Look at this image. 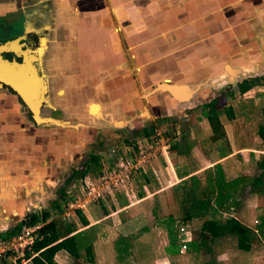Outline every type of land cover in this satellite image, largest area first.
I'll return each mask as SVG.
<instances>
[{"label": "crops", "instance_id": "crops-1", "mask_svg": "<svg viewBox=\"0 0 264 264\" xmlns=\"http://www.w3.org/2000/svg\"><path fill=\"white\" fill-rule=\"evenodd\" d=\"M5 41L29 49L45 91L33 114L0 88V230L61 201L64 184L48 182L70 163L81 168L94 156L106 172L144 143L155 149L145 172L70 212L65 223L95 238L80 258L56 251V264H201L195 258L205 255L221 264L224 252L205 244L211 217L163 211L179 204L174 186L190 176L204 186L215 167L224 180L238 179L235 195H247L214 219L251 228L263 215L264 0H0ZM252 78L258 83L240 93L237 84ZM208 103L220 134L208 123ZM88 177H76V193ZM262 250L248 248L251 264Z\"/></svg>", "mask_w": 264, "mask_h": 264}, {"label": "trees", "instance_id": "trees-1", "mask_svg": "<svg viewBox=\"0 0 264 264\" xmlns=\"http://www.w3.org/2000/svg\"><path fill=\"white\" fill-rule=\"evenodd\" d=\"M257 83V78L242 80L237 84V88L238 91L242 93ZM204 107L207 110L205 115L211 129L219 133V125H216L214 121L218 111L212 108L211 103L206 104ZM148 134L149 131H144V135ZM90 162L96 165L98 164L97 159L94 156H90L84 161L81 170H73L69 178L71 179L74 176L82 177L86 173H94L93 175L95 178L101 176L103 174L102 169L98 167L94 169L90 166ZM206 176V184L204 186H201L199 180L195 176H190L187 181H181L172 188L173 192H179L178 213L181 217L186 219L201 216L205 213V215L211 217V219H205L202 226L210 233L211 237L222 234L234 235L236 238V247L240 250H248L249 238L247 228L242 226L233 217L225 218L222 221H216L214 219V216L217 214V208L221 207V205L225 204L228 200H232L235 193L238 191V179L224 180L217 167H215V172L211 174V177L209 174ZM244 190L245 188L243 192ZM60 191L61 195L65 194L63 189H60ZM211 197L212 203H210ZM49 217L50 213L47 209L26 213L25 216L15 224L9 225L5 230H0V237L9 236L18 231L22 226H31L35 223H40L41 226L37 229V237L33 241L30 250L24 251L23 254V258L29 259L32 264H56L53 261V255L58 250H64L73 258H80L84 253H87L89 245L95 238L93 231L85 229L75 232V225L73 223H63L60 225L53 220V218L49 219ZM259 218L260 223H264V212ZM169 220H172L170 216H168V221ZM165 230L169 244H175L173 243L175 240L171 236V229L165 226ZM179 245L180 242H178L177 246ZM19 259V257L16 258V260Z\"/></svg>", "mask_w": 264, "mask_h": 264}, {"label": "built area", "instance_id": "built-area-1", "mask_svg": "<svg viewBox=\"0 0 264 264\" xmlns=\"http://www.w3.org/2000/svg\"><path fill=\"white\" fill-rule=\"evenodd\" d=\"M155 155V149L148 143L137 144L135 153L131 157L118 161L112 169L103 172L95 179L86 178L77 186V196L70 198L64 204L63 215L67 216L75 207H83L91 201L113 194L117 187L123 185L137 172H145L150 161ZM68 210V211H67ZM40 223L31 226H22L18 231L6 237H0V258L5 255L20 257L23 259L24 251H29L37 237V229ZM182 232V227L179 228ZM179 252L184 250V241L180 240Z\"/></svg>", "mask_w": 264, "mask_h": 264}, {"label": "rangeland", "instance_id": "rangeland-1", "mask_svg": "<svg viewBox=\"0 0 264 264\" xmlns=\"http://www.w3.org/2000/svg\"><path fill=\"white\" fill-rule=\"evenodd\" d=\"M150 138L152 140L151 143H155L156 142L155 145L160 144V143H157L158 141L156 139H154L155 138L154 135H153V137H150ZM83 154H85L84 156H87L88 153L86 151ZM124 158H127V157L125 156L122 159H124ZM86 159L87 158L85 157L84 161ZM118 161H120V160H118ZM80 163H82V161ZM90 163H91L90 166L93 167L94 169H96L97 165L92 163V162H90ZM71 164L72 163H70L66 167V171H65L64 174L63 173L62 174H58L53 179H49V182H48L49 186L51 184H53L54 182L55 183L57 182V184L54 185V186H56L55 187L56 189L61 187L63 184H64V187H65V189H64V193L65 194H64V196L62 198L59 196L58 192L54 191V193H53L55 196L60 197V200H61V201H59L56 204V206L52 205V204H47L45 206V207L49 208V212H51V217L53 218V220L58 222L60 225H62L65 222H69V221L72 220V219L69 218L70 217L69 215H67V216H62L61 215V212L62 213L64 212V207H63L64 202L68 201V199H70L72 197L75 198L78 195L76 193V189H75V185L77 183L76 177L74 176L73 178L70 179L69 176H70V174H71V172L73 170H81V168L83 167V164L81 165V168L78 167L79 164H77V162L75 164H72V165ZM91 174L93 175L94 173H91ZM94 177L95 176L93 175L92 179H94ZM262 177L263 176L261 174L259 178L262 180ZM68 178H69V180H68ZM89 179L92 180L91 178H89ZM64 182H66V183H64ZM169 191H170V192H168L169 193L168 194L169 198H165V201H167V202H169V199L171 198V196H170L171 190H169ZM246 195H247V193H246L245 190H244V192L243 191L238 192L234 197H239V199L237 201L232 200L233 203H234V207L237 206V204L235 202H240L244 197H246ZM178 207H179V205L177 203L176 204H171L170 203L166 209H163V211H167L168 212V211H175L176 210L177 212H179L178 211ZM260 212H261V210H260ZM260 212L255 215L256 216V221H254L253 219L251 220V222H250L251 228H247V230H248V238H249V247L254 246V247H259V248L263 249L264 248V244L261 241H264V223H259ZM225 218H228L227 215L223 216L220 219V221L224 220ZM68 219H70V220H68ZM18 221H13V222L10 223V225L11 224L13 225V224H15ZM219 236H220L219 238L213 239L211 241H209L210 238H211L210 235L209 236L208 235L205 236L204 239H205V244L210 243L208 245L212 249L214 248V250H216V248H218L220 252H222V251L224 252L221 255V257H220L221 264H232L235 261V259H236V262L238 264H251V262H249V259H248V257L251 256V254L248 253V250L244 251V250H240V249H238L236 247V238H235L234 235L222 234V235H219ZM214 250L212 252H214ZM237 250H240V252L242 254L240 257H236L234 255L235 251H237ZM183 251L184 250H182V252L178 251V256L179 255H181V256L183 255L185 257V251L184 252ZM256 256H257V258L253 260V261H255V264H264V252H263V250H262V252L257 253ZM3 257H7L6 258L7 262H8L7 264H19L20 261L22 260L20 257H19L20 258L19 260H16L17 257L11 256V255H5ZM199 257L200 256H196L195 259L197 261H199L201 264H207L208 263V260H207L208 256L205 255V256H202L201 258H199ZM250 260H252V259L250 258ZM214 264H219V263L215 262Z\"/></svg>", "mask_w": 264, "mask_h": 264}, {"label": "water", "instance_id": "water-1", "mask_svg": "<svg viewBox=\"0 0 264 264\" xmlns=\"http://www.w3.org/2000/svg\"><path fill=\"white\" fill-rule=\"evenodd\" d=\"M15 41V40H14ZM14 41L0 43V83L10 88V92L19 98L30 111L36 113L37 105L43 99V82L29 49L24 45L13 47ZM10 54L18 60L8 61L1 55ZM171 90V88H165Z\"/></svg>", "mask_w": 264, "mask_h": 264}, {"label": "flooded vegetation", "instance_id": "flooded-vegetation-1", "mask_svg": "<svg viewBox=\"0 0 264 264\" xmlns=\"http://www.w3.org/2000/svg\"><path fill=\"white\" fill-rule=\"evenodd\" d=\"M1 57L4 59H7L8 61L11 62V60H18L17 58L15 57H11V56H8V55H1ZM0 88L3 89V90H6L8 92H10V88L7 87V86H3L1 83H0ZM18 100L22 103V101L18 98ZM23 104V103H22Z\"/></svg>", "mask_w": 264, "mask_h": 264}]
</instances>
